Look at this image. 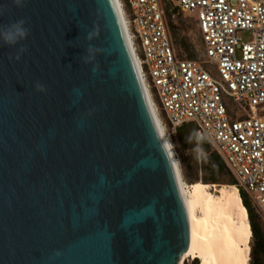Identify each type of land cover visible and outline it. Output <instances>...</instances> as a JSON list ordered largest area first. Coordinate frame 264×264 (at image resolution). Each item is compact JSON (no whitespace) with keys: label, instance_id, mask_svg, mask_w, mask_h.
Returning a JSON list of instances; mask_svg holds the SVG:
<instances>
[{"label":"water","instance_id":"water-1","mask_svg":"<svg viewBox=\"0 0 264 264\" xmlns=\"http://www.w3.org/2000/svg\"><path fill=\"white\" fill-rule=\"evenodd\" d=\"M177 171L116 0H0V264H184Z\"/></svg>","mask_w":264,"mask_h":264},{"label":"built area","instance_id":"built-area-1","mask_svg":"<svg viewBox=\"0 0 264 264\" xmlns=\"http://www.w3.org/2000/svg\"><path fill=\"white\" fill-rule=\"evenodd\" d=\"M119 2L144 86L160 117L155 92L169 133L192 122L264 218V0ZM177 11L194 16L205 60L176 51L168 17Z\"/></svg>","mask_w":264,"mask_h":264},{"label":"bare ground","instance_id":"bare-ground-1","mask_svg":"<svg viewBox=\"0 0 264 264\" xmlns=\"http://www.w3.org/2000/svg\"><path fill=\"white\" fill-rule=\"evenodd\" d=\"M116 1L123 16L120 2ZM123 19L125 20L124 17ZM136 62L140 71L138 58ZM146 93L161 135L178 170L181 192L190 221L192 253L187 257L199 258L200 264H249L251 228L238 187L235 184L222 185L216 189L218 193L215 194L212 191L214 184H185L151 93L147 89Z\"/></svg>","mask_w":264,"mask_h":264},{"label":"rangeland","instance_id":"rangeland-1","mask_svg":"<svg viewBox=\"0 0 264 264\" xmlns=\"http://www.w3.org/2000/svg\"><path fill=\"white\" fill-rule=\"evenodd\" d=\"M173 26V29H172ZM169 31L170 35L174 44V47L176 51L179 54L187 55L188 52H194L198 57L196 60L203 61L205 60V57L203 55V44L201 40V36L199 33L197 22L192 14H189L186 11H177L175 17L171 16V20L169 22ZM241 37L243 40L250 39L251 35L245 31L241 32ZM241 55L240 49L237 50V56ZM188 56V55H187ZM154 93V100L156 102V105L158 106V110L161 113L160 119L162 126L165 130L167 139L171 143V148L173 150V153L176 157L181 177L185 184H190L193 182H202L207 184H214L212 191L213 193L217 194L218 188H220L222 185H229L231 184V177L229 174L224 173L222 175H219V181L216 183H211L210 181H207L205 179V173L200 168V163L202 161V151L199 146L196 148L192 144L191 147H185L183 143L180 142V139L177 135V132L169 133L168 131V122L167 117L165 113L163 112L160 103L158 101V98ZM229 103L232 105V108H237V104L233 103L231 100H229ZM195 158H197L199 166L196 167L195 164ZM250 222V220H249ZM263 228H264V221H263ZM250 245V252H249V264L251 262L252 257V232H251V238L249 241ZM184 264H200V259L196 258L193 259L191 257L185 258Z\"/></svg>","mask_w":264,"mask_h":264},{"label":"trees","instance_id":"trees-1","mask_svg":"<svg viewBox=\"0 0 264 264\" xmlns=\"http://www.w3.org/2000/svg\"><path fill=\"white\" fill-rule=\"evenodd\" d=\"M168 20L169 22L171 20L170 14ZM187 55H185V57L189 59L196 60L198 57L194 52H188ZM177 135L180 139V142L183 143L186 148L191 147L192 144L195 148L197 146L201 148L203 156L200 163V168L205 173V178L202 179L210 181L211 183H216L219 181V175L227 173L231 177V184H235L238 187L240 197L248 212V218L250 220V228L252 232V257L250 264H264V228L262 224L264 218L258 214L252 205L247 191L243 187L239 186L238 179L227 168L221 155L215 149L213 144L206 137L198 138L197 128L192 122L180 125L177 128ZM195 164L196 167L199 166L197 158H195Z\"/></svg>","mask_w":264,"mask_h":264}]
</instances>
